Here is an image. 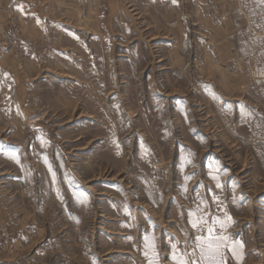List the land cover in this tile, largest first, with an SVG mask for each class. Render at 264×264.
Returning a JSON list of instances; mask_svg holds the SVG:
<instances>
[{
	"label": "rangeland",
	"instance_id": "1",
	"mask_svg": "<svg viewBox=\"0 0 264 264\" xmlns=\"http://www.w3.org/2000/svg\"><path fill=\"white\" fill-rule=\"evenodd\" d=\"M209 229L264 264V0H0V264H204Z\"/></svg>",
	"mask_w": 264,
	"mask_h": 264
},
{
	"label": "snow or ice",
	"instance_id": "2",
	"mask_svg": "<svg viewBox=\"0 0 264 264\" xmlns=\"http://www.w3.org/2000/svg\"><path fill=\"white\" fill-rule=\"evenodd\" d=\"M193 227H196L195 222L193 223ZM226 237H215L212 234V230L209 229V236L206 239L198 238V243L201 245V254L202 256L206 257L204 264H222V260L217 259V257H220L221 248L226 246ZM206 244V249L203 247V245ZM175 247V246H173ZM172 259L175 262V264H187V261H185L182 257H178L175 255V253L172 255ZM151 264V262H150ZM195 264V262H194Z\"/></svg>",
	"mask_w": 264,
	"mask_h": 264
}]
</instances>
